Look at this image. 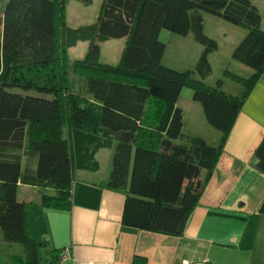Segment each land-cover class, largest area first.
I'll return each instance as SVG.
<instances>
[{"label": "trees", "instance_id": "trees-1", "mask_svg": "<svg viewBox=\"0 0 264 264\" xmlns=\"http://www.w3.org/2000/svg\"><path fill=\"white\" fill-rule=\"evenodd\" d=\"M68 2L0 0V237L23 248L9 264L45 258L27 220L34 204L18 198V186L50 188L41 206L68 210L75 170L96 169L95 153L111 143L104 186L124 195L122 224L181 235L264 71V29L253 0H101L95 21L76 28L66 22ZM204 12L245 29L230 58L250 68L248 76L224 66L206 81L218 42L203 32ZM162 29L191 33L202 45L193 69L163 64ZM110 39L124 40L115 63L100 59ZM78 41L86 42L85 51L71 58L68 48ZM224 78L241 84L243 93L227 91ZM184 87L221 132L218 146L183 132L177 102ZM255 232L251 215L239 247L250 249ZM60 251L51 252V264Z\"/></svg>", "mask_w": 264, "mask_h": 264}, {"label": "crops", "instance_id": "crops-1", "mask_svg": "<svg viewBox=\"0 0 264 264\" xmlns=\"http://www.w3.org/2000/svg\"><path fill=\"white\" fill-rule=\"evenodd\" d=\"M253 3L260 11L264 29V0H253ZM242 36H231L232 44L221 66L226 61L225 65H231L234 71L249 75L250 68L230 58L232 48ZM212 76L211 82L216 79ZM223 87L237 95L244 90L241 84L227 78L223 80ZM180 107L185 134L200 136L210 145L221 143V132L208 123L202 107L198 109V120L192 124L191 120L188 130H185L186 110ZM107 147L110 148L107 159L102 151L105 147L95 153L96 169L75 170L70 209H45L39 201L33 203L27 220L45 257L40 264H51L54 249L61 251L53 264H132L134 257L136 264H183L185 261L264 264V71L245 98L181 235L122 224L124 195L104 186L114 143ZM22 186L37 189L39 194L53 192L50 188L19 185L18 198ZM19 199L33 202V199ZM251 215L256 217L255 237L252 247L243 249L239 242ZM16 244L0 237V247L8 253L3 264H9L13 254H23V248Z\"/></svg>", "mask_w": 264, "mask_h": 264}, {"label": "rangeland", "instance_id": "rangeland-1", "mask_svg": "<svg viewBox=\"0 0 264 264\" xmlns=\"http://www.w3.org/2000/svg\"><path fill=\"white\" fill-rule=\"evenodd\" d=\"M100 2L101 0H93L90 4H84L78 0H69L66 7L67 25L69 27L76 28L78 26L93 23L100 6ZM203 32L205 35L218 42L217 53L214 54V51L209 54V61L212 69H214L213 75L217 78L224 68L221 66V62L224 61V55L229 52V45L232 44L230 41L231 36L235 38L236 36L238 37V35H244L246 31L243 27L232 24L219 16L204 12ZM159 40L165 44V50L162 58L163 64H168L171 68L179 70L193 69L197 58L203 50L202 45L193 40L191 33L180 35L175 32L162 29L159 33ZM123 45V39H110L104 42L101 46V61L109 63L117 62ZM85 48L86 42L78 41L68 48V55L71 58L80 57L84 53ZM225 64L226 61L223 63V66H228L230 69L235 70L231 65ZM219 70L221 71L219 72ZM241 73L243 74V72ZM244 76H248V74H245ZM211 79L212 78L209 77L206 81H210ZM177 103H179L180 106H183L186 110L187 126L185 130H188L187 127H189L188 124L191 120V124L198 120V109H201V105L197 101L193 100L192 90L187 87L182 88L179 95V102ZM107 149L110 148L105 147L102 149V151H105L106 159L110 153ZM41 194L42 193L39 194L37 189L25 188L23 186L20 188V197L33 199V203L38 201L40 202ZM16 245L22 247L21 244ZM2 247L3 246L0 247V264L6 262V258L8 256V253Z\"/></svg>", "mask_w": 264, "mask_h": 264}, {"label": "built area", "instance_id": "built-area-1", "mask_svg": "<svg viewBox=\"0 0 264 264\" xmlns=\"http://www.w3.org/2000/svg\"><path fill=\"white\" fill-rule=\"evenodd\" d=\"M183 264H203L202 262H188L185 261Z\"/></svg>", "mask_w": 264, "mask_h": 264}]
</instances>
